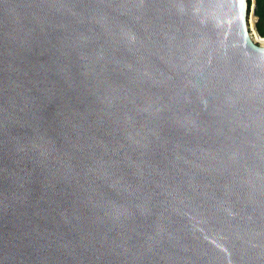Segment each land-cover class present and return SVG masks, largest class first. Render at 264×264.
<instances>
[{"label":"water","instance_id":"95a60500","mask_svg":"<svg viewBox=\"0 0 264 264\" xmlns=\"http://www.w3.org/2000/svg\"><path fill=\"white\" fill-rule=\"evenodd\" d=\"M248 17V0H0V264H264Z\"/></svg>","mask_w":264,"mask_h":264},{"label":"trees","instance_id":"16d2710c","mask_svg":"<svg viewBox=\"0 0 264 264\" xmlns=\"http://www.w3.org/2000/svg\"><path fill=\"white\" fill-rule=\"evenodd\" d=\"M251 6L252 0H248V13L251 10ZM255 14L259 17L256 23L257 29L259 33L264 36V0H256Z\"/></svg>","mask_w":264,"mask_h":264},{"label":"bare ground","instance_id":"6f19581e","mask_svg":"<svg viewBox=\"0 0 264 264\" xmlns=\"http://www.w3.org/2000/svg\"><path fill=\"white\" fill-rule=\"evenodd\" d=\"M251 30H252L253 38L261 42L262 44H264V38H261V35L257 32L256 26H255V18L251 19Z\"/></svg>","mask_w":264,"mask_h":264},{"label":"rangeland","instance_id":"374dc122","mask_svg":"<svg viewBox=\"0 0 264 264\" xmlns=\"http://www.w3.org/2000/svg\"><path fill=\"white\" fill-rule=\"evenodd\" d=\"M256 0H252V6H253V3L255 2ZM252 6H251V10H250V12H249V26L251 27V19H254V17H255V22L257 23V21H258V19H257V15L256 16H254V14H253V9H252ZM253 15V16H252Z\"/></svg>","mask_w":264,"mask_h":264}]
</instances>
